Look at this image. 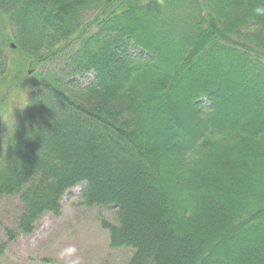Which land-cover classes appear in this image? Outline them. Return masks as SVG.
<instances>
[{
	"label": "trees",
	"instance_id": "obj_1",
	"mask_svg": "<svg viewBox=\"0 0 264 264\" xmlns=\"http://www.w3.org/2000/svg\"><path fill=\"white\" fill-rule=\"evenodd\" d=\"M262 4L0 0V200L20 198L18 233L83 185L86 207L118 208L102 226L130 264H264Z\"/></svg>",
	"mask_w": 264,
	"mask_h": 264
},
{
	"label": "rangeland",
	"instance_id": "obj_2",
	"mask_svg": "<svg viewBox=\"0 0 264 264\" xmlns=\"http://www.w3.org/2000/svg\"><path fill=\"white\" fill-rule=\"evenodd\" d=\"M96 13V11H95ZM90 11L87 19L95 15ZM5 21L0 18V24ZM44 72L59 70L52 64L46 65ZM93 80L89 76L83 80L82 87ZM76 86V85H73ZM28 95L22 93L10 104L9 111L25 104ZM83 185L67 192L61 202L58 216L45 214L35 226V233H18V218L24 206L18 196L4 197L0 200V246L8 241L6 231L17 232L14 241L9 242L0 264H58L56 253L64 244H75L81 251V264H130L134 254L132 249L111 248L109 232L103 228L102 221L117 224L118 208L86 207L81 198Z\"/></svg>",
	"mask_w": 264,
	"mask_h": 264
},
{
	"label": "clouds",
	"instance_id": "obj_3",
	"mask_svg": "<svg viewBox=\"0 0 264 264\" xmlns=\"http://www.w3.org/2000/svg\"><path fill=\"white\" fill-rule=\"evenodd\" d=\"M257 16H264V4L254 9ZM80 249L75 244H64L58 247L56 259L58 264H81Z\"/></svg>",
	"mask_w": 264,
	"mask_h": 264
},
{
	"label": "water",
	"instance_id": "obj_4",
	"mask_svg": "<svg viewBox=\"0 0 264 264\" xmlns=\"http://www.w3.org/2000/svg\"><path fill=\"white\" fill-rule=\"evenodd\" d=\"M12 48L14 49L15 47H14V46H12Z\"/></svg>",
	"mask_w": 264,
	"mask_h": 264
}]
</instances>
